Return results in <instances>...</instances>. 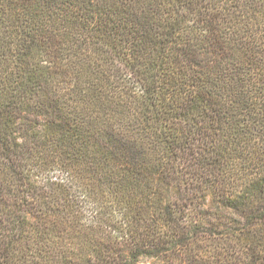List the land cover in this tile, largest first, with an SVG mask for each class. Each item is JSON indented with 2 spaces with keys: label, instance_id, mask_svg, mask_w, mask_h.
Wrapping results in <instances>:
<instances>
[{
  "label": "trees",
  "instance_id": "obj_1",
  "mask_svg": "<svg viewBox=\"0 0 264 264\" xmlns=\"http://www.w3.org/2000/svg\"><path fill=\"white\" fill-rule=\"evenodd\" d=\"M0 264H264V0H0Z\"/></svg>",
  "mask_w": 264,
  "mask_h": 264
}]
</instances>
